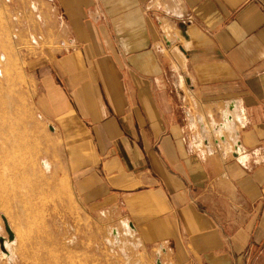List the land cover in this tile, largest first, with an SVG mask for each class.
<instances>
[{"label":"crops","instance_id":"crops-1","mask_svg":"<svg viewBox=\"0 0 264 264\" xmlns=\"http://www.w3.org/2000/svg\"><path fill=\"white\" fill-rule=\"evenodd\" d=\"M33 1L58 40L29 60L32 103L74 207L161 264H244L264 242V0Z\"/></svg>","mask_w":264,"mask_h":264},{"label":"rangeland","instance_id":"rangeland-1","mask_svg":"<svg viewBox=\"0 0 264 264\" xmlns=\"http://www.w3.org/2000/svg\"><path fill=\"white\" fill-rule=\"evenodd\" d=\"M33 6L0 0V264H160L122 217L81 214L67 196L62 145L33 107L29 65L58 33ZM244 264H264V242Z\"/></svg>","mask_w":264,"mask_h":264},{"label":"built area","instance_id":"built-area-1","mask_svg":"<svg viewBox=\"0 0 264 264\" xmlns=\"http://www.w3.org/2000/svg\"><path fill=\"white\" fill-rule=\"evenodd\" d=\"M242 153V146L241 144L237 141L232 145V150H231V155L233 158H237L239 157V155H241ZM158 258H160V256L158 255ZM160 261V260H159ZM161 264V261H160Z\"/></svg>","mask_w":264,"mask_h":264},{"label":"water","instance_id":"water-1","mask_svg":"<svg viewBox=\"0 0 264 264\" xmlns=\"http://www.w3.org/2000/svg\"><path fill=\"white\" fill-rule=\"evenodd\" d=\"M6 227H7V231H8V233H9V235H10V238H13V233H12V231L10 230V228H9V226H8V224L6 223ZM2 248L3 249H5V247L2 245Z\"/></svg>","mask_w":264,"mask_h":264},{"label":"bare ground","instance_id":"bare-ground-1","mask_svg":"<svg viewBox=\"0 0 264 264\" xmlns=\"http://www.w3.org/2000/svg\"><path fill=\"white\" fill-rule=\"evenodd\" d=\"M34 8H35V7L33 6V9H34ZM230 126H231V125H230ZM227 129H228V128H227ZM230 133H231V132H230ZM230 133H229V134H230ZM47 167H48V166H47ZM124 227H125V228H127V227L129 228V225H128L127 223H125V224H124ZM129 229H130V228H129ZM119 233H120V232H119ZM114 234H115V232H114ZM127 234H128V233H127ZM117 236H118V235H117ZM119 239H120V238H119ZM1 243H2V242H1Z\"/></svg>","mask_w":264,"mask_h":264}]
</instances>
